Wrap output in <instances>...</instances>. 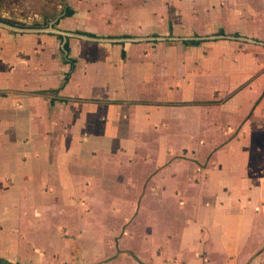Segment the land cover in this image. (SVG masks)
<instances>
[{
	"label": "crops",
	"instance_id": "0c3cea01",
	"mask_svg": "<svg viewBox=\"0 0 264 264\" xmlns=\"http://www.w3.org/2000/svg\"><path fill=\"white\" fill-rule=\"evenodd\" d=\"M12 1L0 0V227L17 211L57 218L70 208L91 230L124 220V235L148 212L152 264H264V0H187L183 15H160V1L175 0H28L27 13L9 14ZM70 103L172 117L174 153L121 218L109 213L123 181L108 172L92 216L71 207L96 177L88 157L59 155L73 142L60 141L57 122ZM72 121L77 130L78 114ZM120 235L109 259L148 264Z\"/></svg>",
	"mask_w": 264,
	"mask_h": 264
},
{
	"label": "rangeland",
	"instance_id": "374dc122",
	"mask_svg": "<svg viewBox=\"0 0 264 264\" xmlns=\"http://www.w3.org/2000/svg\"><path fill=\"white\" fill-rule=\"evenodd\" d=\"M16 1L18 4L12 1L14 8H8L7 5L3 4L4 10L5 8L10 9L7 11L9 14L27 13L26 4L28 0ZM186 1L175 0L174 5L160 1L158 7L161 12L159 13L160 15H183L185 14L183 6L187 5ZM9 6L11 5L9 4ZM195 7L198 6L195 5ZM165 55V50L161 51L160 59L172 60L173 55L171 56L170 53ZM169 56H171L170 59H168ZM177 61L180 60L177 59ZM161 70L162 68L160 73ZM65 107L69 110L63 116L62 121L60 118L57 120L59 124L62 123L58 133L60 141L73 142L61 146L59 155L63 153L66 156H75L81 159L88 157L94 162V165L92 163L91 166H93L96 177L95 182L92 180L93 184H96L93 192L91 191L92 195L72 197L74 204L71 207L73 211L77 209L73 205L81 204L82 210L79 213L82 215L79 214L80 216L87 219L93 215L94 206L99 203V197L96 194L97 186L103 183L105 172H108L109 177L114 179V183L123 181L124 194L118 196L117 192L120 186L118 188L116 186L115 192L111 194L113 203L112 206L110 205L111 212L109 214H112V217L121 218L123 214L119 215V213L124 211L126 206H129L127 203L132 199L133 203L139 202L141 206L142 199H146V195L143 197L142 194H135L134 191L141 192L143 187L144 193H146V187L151 183L150 174L157 168L156 164H162L167 155L174 153L171 143L168 142L169 136L172 135L168 123L172 117L169 118L166 114H158L157 112L158 115L152 113V108L148 107L140 111L132 107L127 111L121 106L113 105L107 109L106 114L99 112L98 108L93 110L92 107L81 103H70ZM75 114H78L79 119L77 122L79 124L78 131H73L71 128ZM91 120H94L93 129L95 130L87 129ZM175 151L178 153V149ZM187 151L184 148L179 149V154H185ZM105 164L109 168H105ZM128 167H131L133 171H128ZM149 198L150 201H153L154 195L153 197L149 195ZM79 209L77 210L79 211ZM149 209H151L150 206ZM68 210L60 211L59 218H56L54 213H32L28 216L17 211L14 223L3 224L0 227V255L8 256L22 264H95L98 262L100 264H141L130 255H121L109 259L117 254L115 238L122 233L124 220L122 222L119 220L120 223L116 222L113 226L111 225V230L108 232H105L106 228L100 226L91 230L88 221L84 224L72 220L73 216L68 217L71 214ZM147 215L148 212L146 216L144 215L141 223L137 217L131 220L126 227V232L124 235L122 233L120 237H125L127 242L122 248L132 249L142 261L152 264L150 261L151 237ZM61 216L65 220H61ZM228 254L231 255L232 253ZM201 256L204 257L203 252ZM231 259L232 257H229V264L237 261ZM239 263L242 264V262ZM252 264L254 263L252 262Z\"/></svg>",
	"mask_w": 264,
	"mask_h": 264
},
{
	"label": "trees",
	"instance_id": "16d2710c",
	"mask_svg": "<svg viewBox=\"0 0 264 264\" xmlns=\"http://www.w3.org/2000/svg\"><path fill=\"white\" fill-rule=\"evenodd\" d=\"M68 14H71V10H68V12H67ZM189 42H191V43H193V44H196V43H199L200 42V40H191V41H189ZM68 77H69V75H67V79L66 80H68ZM5 262V263H7V264H9V262H7V261H5V260H3V259H0V262Z\"/></svg>",
	"mask_w": 264,
	"mask_h": 264
},
{
	"label": "water",
	"instance_id": "95a60500",
	"mask_svg": "<svg viewBox=\"0 0 264 264\" xmlns=\"http://www.w3.org/2000/svg\"><path fill=\"white\" fill-rule=\"evenodd\" d=\"M85 38H89V39H95V40H105V39H100V38H91V37H86Z\"/></svg>",
	"mask_w": 264,
	"mask_h": 264
}]
</instances>
